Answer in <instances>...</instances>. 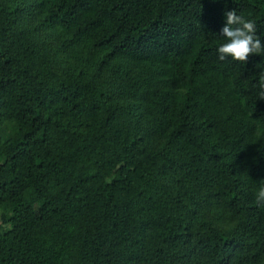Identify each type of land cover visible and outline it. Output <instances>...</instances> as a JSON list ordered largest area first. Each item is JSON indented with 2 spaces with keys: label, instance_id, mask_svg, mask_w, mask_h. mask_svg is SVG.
I'll return each mask as SVG.
<instances>
[{
  "label": "trees",
  "instance_id": "16d2710c",
  "mask_svg": "<svg viewBox=\"0 0 264 264\" xmlns=\"http://www.w3.org/2000/svg\"><path fill=\"white\" fill-rule=\"evenodd\" d=\"M232 9L264 43V0H0V264H264Z\"/></svg>",
  "mask_w": 264,
  "mask_h": 264
},
{
  "label": "clouds",
  "instance_id": "9594fccd",
  "mask_svg": "<svg viewBox=\"0 0 264 264\" xmlns=\"http://www.w3.org/2000/svg\"><path fill=\"white\" fill-rule=\"evenodd\" d=\"M226 22L220 35L225 42L217 48L218 60L224 61L231 58L232 61L244 65L250 56H264V43L257 35V24L252 19L238 15L235 9L224 13ZM260 99L264 100V91L260 92ZM258 207L264 208V184L255 193V201Z\"/></svg>",
  "mask_w": 264,
  "mask_h": 264
},
{
  "label": "rangeland",
  "instance_id": "374dc122",
  "mask_svg": "<svg viewBox=\"0 0 264 264\" xmlns=\"http://www.w3.org/2000/svg\"><path fill=\"white\" fill-rule=\"evenodd\" d=\"M197 7L199 9H204V2L203 1H198L197 2ZM4 209H5V205L0 206V212L4 211Z\"/></svg>",
  "mask_w": 264,
  "mask_h": 264
}]
</instances>
